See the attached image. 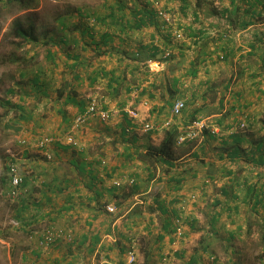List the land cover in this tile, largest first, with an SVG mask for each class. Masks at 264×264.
<instances>
[{"label": "crops", "instance_id": "0c3cea01", "mask_svg": "<svg viewBox=\"0 0 264 264\" xmlns=\"http://www.w3.org/2000/svg\"><path fill=\"white\" fill-rule=\"evenodd\" d=\"M153 1L106 0L92 19L61 17L44 61L27 78L19 72L16 116L0 125L17 120L16 153L4 160L16 164L22 192L11 198L2 178L0 195L17 200V241L30 247L19 263L130 264L132 252V264H214L221 246L230 259L239 241L247 260L244 237L264 229V0H158L172 27ZM178 99L185 108L169 129L143 131ZM92 101L109 118L89 115L77 148L21 144L62 135ZM197 118L218 133L177 146ZM167 133L173 157L144 156ZM54 226L73 238L71 250L40 245Z\"/></svg>", "mask_w": 264, "mask_h": 264}, {"label": "rangeland", "instance_id": "374dc122", "mask_svg": "<svg viewBox=\"0 0 264 264\" xmlns=\"http://www.w3.org/2000/svg\"><path fill=\"white\" fill-rule=\"evenodd\" d=\"M19 1L0 0V94L2 99H10L12 108L17 104L19 72L23 71L27 78L36 64L44 61L45 50L53 39L58 38L62 33L60 18L68 15L75 23L79 17L86 20L88 18L84 17L86 14L92 19L94 12L102 10L103 2L106 0H24L22 4ZM17 22L23 26L33 25L38 43L28 42L20 45V40L12 35V30ZM67 24L70 25L69 22ZM24 81L25 79L21 83ZM8 89L13 90L14 94L7 95ZM7 107L8 109L0 107V120L1 117L3 118L0 125L2 126L10 118H14V111L9 106ZM15 136L16 134L12 130H6L5 127L0 130V191L4 192L6 186H4L2 178L6 179V183L9 179V173L5 170L8 160L5 161L4 158L9 156V151L13 154L16 153L15 141L17 139ZM16 201L8 196L0 195V264H21L19 263L20 255L25 257L23 253L30 250L25 241H17L21 233L13 226V220H16L13 213L17 207ZM251 227L244 237L245 243L243 242L248 259H242L240 251L243 244L239 241L233 252L234 255L230 259H227L229 256L226 254L227 249L221 246L223 252L220 251L219 254L224 255L217 258L214 264H264V244H262L264 229L257 225ZM53 228L57 232H62L63 237L53 245H49L48 250L51 247L53 251L59 250V246L62 245L63 248L71 250L68 243H72L73 238L70 234L59 226ZM58 243L60 244L57 246Z\"/></svg>", "mask_w": 264, "mask_h": 264}, {"label": "built area", "instance_id": "2783aa9c", "mask_svg": "<svg viewBox=\"0 0 264 264\" xmlns=\"http://www.w3.org/2000/svg\"><path fill=\"white\" fill-rule=\"evenodd\" d=\"M155 15L161 19L163 24L166 27H172L173 22L170 13L164 9L160 5V1L154 0L153 1ZM180 33H176V38H180ZM171 50L165 49L162 53V58L164 60L169 59L171 57ZM185 108V101L178 99L176 100L170 110V115L168 118H166L162 123L160 124H149L146 123L143 126V131L148 132L151 130H167L169 129L173 124L174 117H177L181 114L182 110ZM97 114V116L102 120L105 121L109 118V113L107 111H103L99 109L96 101H92V103L88 106V108L83 112L78 114L71 124L69 125L68 129L62 134L57 136H47V135H41L35 137L32 141L28 142L26 140H22L21 144L23 145H32L37 149H46L48 146L60 143L66 146H70L72 148L78 147V142L75 137V133L78 131L81 124L84 123L86 118L89 115ZM128 114L133 119H136L138 117V113L136 111H129ZM243 125H240V128H243ZM205 131H209L211 134H217L218 130L217 127H211L210 123L205 118H197L195 120H192L179 130L175 137V144L177 146L186 144L188 142H194L202 138ZM8 173H9V196L11 198H18L21 195V183L22 178L17 173L16 165L13 162H10L8 165ZM106 210L108 213H113L115 209L111 206H107ZM174 236L177 240H180L183 238V229H182V219L180 217L174 218ZM61 237H63L62 232H57L54 228L46 229L43 234L42 238L40 240V245L42 247H48L49 245H53L57 240H59ZM129 263L132 264L135 262V256L132 252L129 254Z\"/></svg>", "mask_w": 264, "mask_h": 264}, {"label": "trees", "instance_id": "16d2710c", "mask_svg": "<svg viewBox=\"0 0 264 264\" xmlns=\"http://www.w3.org/2000/svg\"><path fill=\"white\" fill-rule=\"evenodd\" d=\"M23 2L24 0L19 1L20 4H22ZM61 25L63 26V23H61ZM138 26L139 25H136V27ZM12 32H13L12 33L13 37L20 40V45L26 44L28 42L38 43V37H37L35 28L33 25L23 26L17 22L14 25ZM12 93H13V90H10V89L7 90V95H12ZM7 106H9V108H11L14 111V116H16L17 106L15 107L13 106L14 108H12V105H10V99L0 98V107L8 109ZM16 122L17 120L12 119L10 124L7 123L5 125V129L6 130H16L17 129ZM173 144H174V134L167 133L165 138L161 142V144L158 147H151L148 150L147 155H144V156H148L150 159L154 158L156 160L159 158L170 159L173 157V153H172ZM262 241L264 242V237Z\"/></svg>", "mask_w": 264, "mask_h": 264}]
</instances>
